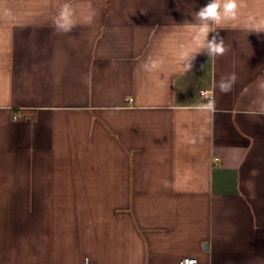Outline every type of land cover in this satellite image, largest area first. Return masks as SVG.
I'll return each mask as SVG.
<instances>
[{
    "label": "crops",
    "instance_id": "1",
    "mask_svg": "<svg viewBox=\"0 0 264 264\" xmlns=\"http://www.w3.org/2000/svg\"><path fill=\"white\" fill-rule=\"evenodd\" d=\"M210 2L0 0V264H264V0L214 56Z\"/></svg>",
    "mask_w": 264,
    "mask_h": 264
},
{
    "label": "clouds",
    "instance_id": "2",
    "mask_svg": "<svg viewBox=\"0 0 264 264\" xmlns=\"http://www.w3.org/2000/svg\"><path fill=\"white\" fill-rule=\"evenodd\" d=\"M221 8L220 0H211L210 3L200 8V10L196 13L197 18L202 22L199 27V31L194 37L197 45L200 47H206L209 55H222L225 52V48L223 47V40L220 39V42L217 43L218 33L212 36V39L209 40V27L206 23L211 20L217 24L221 22L222 19H236L238 12V0H223V8L222 11H218ZM73 12L70 5L65 4L61 8L56 20L55 24L58 30H63L65 32L70 31L73 26ZM91 15L87 17V20L91 21ZM187 56V53L184 54ZM195 59V57H192ZM158 66L156 61H152L151 65H145L147 70L155 69ZM186 69H190L192 67L191 62L186 64ZM231 81H235V76L233 75ZM220 88L222 91H229L231 89V83H221Z\"/></svg>",
    "mask_w": 264,
    "mask_h": 264
},
{
    "label": "built area",
    "instance_id": "3",
    "mask_svg": "<svg viewBox=\"0 0 264 264\" xmlns=\"http://www.w3.org/2000/svg\"><path fill=\"white\" fill-rule=\"evenodd\" d=\"M201 95L205 98H208L209 94L206 91L201 92ZM132 101V100H129ZM86 264H93V263H86ZM179 264H202L200 263L197 259L191 258V257H186L183 258Z\"/></svg>",
    "mask_w": 264,
    "mask_h": 264
}]
</instances>
